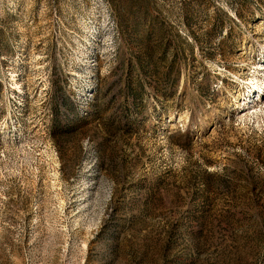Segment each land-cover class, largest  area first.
I'll return each instance as SVG.
<instances>
[{
  "label": "rangeland",
  "instance_id": "obj_1",
  "mask_svg": "<svg viewBox=\"0 0 264 264\" xmlns=\"http://www.w3.org/2000/svg\"><path fill=\"white\" fill-rule=\"evenodd\" d=\"M0 264H264V0H0Z\"/></svg>",
  "mask_w": 264,
  "mask_h": 264
}]
</instances>
